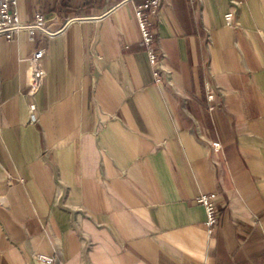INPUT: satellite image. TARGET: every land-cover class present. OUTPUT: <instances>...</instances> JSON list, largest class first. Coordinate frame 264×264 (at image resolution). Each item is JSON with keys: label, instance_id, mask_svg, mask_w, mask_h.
<instances>
[{"label": "crops", "instance_id": "0c3cea01", "mask_svg": "<svg viewBox=\"0 0 264 264\" xmlns=\"http://www.w3.org/2000/svg\"><path fill=\"white\" fill-rule=\"evenodd\" d=\"M71 1L34 39L0 37V264H264V0L151 7L159 83L136 12L149 0Z\"/></svg>", "mask_w": 264, "mask_h": 264}, {"label": "built area", "instance_id": "2783aa9c", "mask_svg": "<svg viewBox=\"0 0 264 264\" xmlns=\"http://www.w3.org/2000/svg\"><path fill=\"white\" fill-rule=\"evenodd\" d=\"M18 0H0V7L2 8V13L0 15V37L8 36L11 37L22 29L28 28L32 32V38L34 39L35 32L37 30L48 31L46 23L47 16L42 12L36 14V17L33 21L28 22L23 20L21 15H19L18 9ZM160 4V0H149L142 5L137 7L136 12L138 13L140 26L142 28V42L146 45L148 54L151 58V63L153 65V70H155L156 82H162L165 78L169 76V71L166 68L164 61V56L157 52L155 47V34L149 23V9L151 7L156 8ZM227 23L234 26H239L238 20L236 19V12L231 9L226 14ZM45 55V48L40 47L34 51L29 57L30 63V79H29V89L30 93L37 94L41 91L42 85L44 83L45 77L47 75L46 69L43 65V57ZM215 90L209 87L207 92V97L209 98L211 104L216 99ZM32 109H35V105L32 106ZM213 148L219 150L222 146L221 141H212ZM216 193H207L199 196L197 199L202 204H204L207 213V228L211 232L219 225L220 223V214L217 207ZM3 203V198L0 196V205ZM36 258L40 262L46 264H55L56 256L46 255L44 253H37Z\"/></svg>", "mask_w": 264, "mask_h": 264}, {"label": "rangeland", "instance_id": "374dc122", "mask_svg": "<svg viewBox=\"0 0 264 264\" xmlns=\"http://www.w3.org/2000/svg\"><path fill=\"white\" fill-rule=\"evenodd\" d=\"M33 1L35 2V5L38 6L37 10L42 12L44 15L58 12L59 14L64 13L66 14V17H68V12L73 8L72 5H70V3L72 2L71 0H33Z\"/></svg>", "mask_w": 264, "mask_h": 264}, {"label": "bare ground", "instance_id": "6f19581e", "mask_svg": "<svg viewBox=\"0 0 264 264\" xmlns=\"http://www.w3.org/2000/svg\"><path fill=\"white\" fill-rule=\"evenodd\" d=\"M168 70V69H167Z\"/></svg>", "mask_w": 264, "mask_h": 264}]
</instances>
